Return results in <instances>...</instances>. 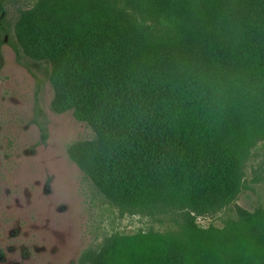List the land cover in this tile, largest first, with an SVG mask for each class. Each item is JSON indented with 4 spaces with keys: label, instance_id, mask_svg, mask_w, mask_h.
Here are the masks:
<instances>
[{
    "label": "trees",
    "instance_id": "trees-1",
    "mask_svg": "<svg viewBox=\"0 0 264 264\" xmlns=\"http://www.w3.org/2000/svg\"><path fill=\"white\" fill-rule=\"evenodd\" d=\"M21 17L12 38L1 15L0 44L9 39L32 72L29 59L55 61L50 79L104 135L96 171L109 193L142 209L213 212L228 202L213 181L264 143V0H35ZM247 230L203 249L217 264H264V225ZM170 241L121 236L103 262L190 263Z\"/></svg>",
    "mask_w": 264,
    "mask_h": 264
},
{
    "label": "rangeland",
    "instance_id": "rangeland-1",
    "mask_svg": "<svg viewBox=\"0 0 264 264\" xmlns=\"http://www.w3.org/2000/svg\"><path fill=\"white\" fill-rule=\"evenodd\" d=\"M34 2L0 0V20L4 15L12 38L21 13ZM24 43L41 58V48ZM14 51L9 39L0 44V264H104L117 238L147 233L169 235L170 245L190 255L188 264H217L203 246L264 225L263 142L248 162L213 181L228 201L218 210L142 209L100 181L104 135L96 121L82 119L64 100L57 76L50 79L55 61L29 59L37 79ZM37 107L48 118L45 142L34 122Z\"/></svg>",
    "mask_w": 264,
    "mask_h": 264
}]
</instances>
